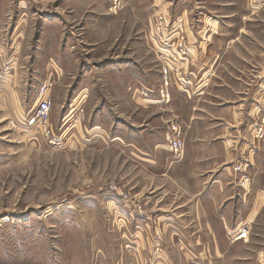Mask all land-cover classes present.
Instances as JSON below:
<instances>
[{
	"label": "rangeland",
	"instance_id": "1",
	"mask_svg": "<svg viewBox=\"0 0 264 264\" xmlns=\"http://www.w3.org/2000/svg\"><path fill=\"white\" fill-rule=\"evenodd\" d=\"M9 1L0 0L2 34ZM62 1L49 0L42 6L39 0H31L29 11L42 8L43 15L56 21V7ZM94 1L95 6L84 8L81 16V22L88 17L91 21L84 33L81 22L77 25L70 19L64 27L67 37L56 41L48 31L52 49L72 50L71 55L57 56L64 63L58 77L48 71L40 82L26 70L0 86V264H138L132 255L125 259V244L135 236L143 240L144 230L136 232L135 220L140 217L133 213L131 217L129 211L127 215L110 185L128 192L132 203L141 207L144 220H138L139 224L153 218L149 204L142 206L130 189L142 174L137 175L136 162L127 158L121 146L135 138L140 109L131 99L137 95L133 88L158 89L162 82L160 54L150 37L161 21L165 25L164 19L170 20L167 31L185 34L188 49L195 45L196 33H215L196 41L229 48L220 56V80L235 87L242 80L259 81L260 70L250 67L264 56V0H158L156 6L153 0H123L116 12L109 11V0ZM66 6L64 14L70 15ZM0 51L9 57L6 38L0 42ZM176 51L172 43L170 52ZM126 62L141 69L123 71ZM226 62L239 70L225 66ZM193 72L189 80L199 94L208 74L197 68ZM123 74L125 86L120 79ZM137 76L144 81L135 80ZM216 76L212 71L207 79L214 82ZM44 80L52 83L49 120L41 129L26 128L20 122L34 110ZM171 88L181 90L175 84ZM258 94L262 97L263 92ZM20 107L28 110L22 118L16 114ZM143 113L147 119L152 116V110ZM92 125L99 127L96 133L86 130ZM165 130L155 134L154 140L143 141L159 140L162 133L165 139ZM151 233L160 240L157 230H146L150 237ZM248 234L247 230L245 238ZM254 236L261 241L258 248L264 247V230ZM155 250L143 253L140 264H154Z\"/></svg>",
	"mask_w": 264,
	"mask_h": 264
},
{
	"label": "crops",
	"instance_id": "2",
	"mask_svg": "<svg viewBox=\"0 0 264 264\" xmlns=\"http://www.w3.org/2000/svg\"><path fill=\"white\" fill-rule=\"evenodd\" d=\"M30 1H9L6 33L0 32V42L7 39L12 64L8 80L11 78V81L26 70L33 72L40 82L48 71L54 78L58 77L64 63L57 56L71 55L72 50L64 52L56 46L52 49L47 41L48 31H52V39L56 41L67 37L65 23L70 19V22L80 24L84 8L95 6L94 0H64L56 7V21L53 17L51 21L43 15L42 8L29 11ZM48 1L39 0V4L44 6ZM152 2L155 6L158 4V0ZM65 6L69 9L67 13L71 12L66 20ZM91 16H95L94 12ZM89 23V17L81 22V33ZM213 35L215 33L208 35L204 31L196 33L195 45H190L182 64L188 78L195 76L196 68L199 72L205 71L207 78L210 72L217 73L214 82L211 77L206 78L205 89L199 94L193 92L192 81H189L184 90L171 88L168 103L159 100L156 88L150 89V98L130 97L139 106V119H136L134 141H123L121 151L136 162L137 175L142 174L136 176L130 189L135 199L143 202L142 206L149 204L153 218L147 217L141 224L135 220L136 232L144 230V237L139 240L135 236L131 243L126 241V260L134 256L140 264L143 253L149 255L158 248L153 256L159 257L154 261L156 264H264V247L258 248L257 243L261 241L254 236L255 232L264 230V136L256 138L255 135L259 127L264 130V79L261 80L264 56L259 64L250 67L257 66L260 70L259 81L256 78L242 80L236 82L238 87L225 83L220 80V56L227 54L229 48L211 43V46H202L196 41L205 37L210 39ZM187 38L192 41L190 32ZM225 66L239 70L232 62H226ZM123 69L128 72L141 68H133V63L126 62ZM88 71L91 75L92 71ZM120 79L125 86V75ZM135 80L144 81L142 76ZM92 83L96 85V81ZM228 88L231 92H227ZM261 92L262 97L258 94ZM256 105L258 109H255ZM145 110H152L148 119L143 113ZM26 112L28 110L20 107L17 117L22 118ZM172 122L184 125L181 127L184 156L179 161L172 160L163 138L164 128L168 129ZM98 129L96 125L86 128L88 133H96ZM161 129V139L148 144L143 141V138L154 140ZM238 158L247 159L249 164L241 173L233 170ZM243 175L246 178L241 182ZM124 208L132 217L131 208ZM243 225L249 231L248 237L232 240L230 234ZM153 228L160 233V240L153 233L151 237L146 234L147 229L152 231Z\"/></svg>",
	"mask_w": 264,
	"mask_h": 264
},
{
	"label": "built area",
	"instance_id": "3",
	"mask_svg": "<svg viewBox=\"0 0 264 264\" xmlns=\"http://www.w3.org/2000/svg\"><path fill=\"white\" fill-rule=\"evenodd\" d=\"M109 10L112 12L118 11L123 6V0H109ZM162 19V18H161ZM165 25L160 22V25L151 31L150 37L152 43L156 47V51L160 54L159 60L162 64L161 74L162 82L157 89V94L159 100L164 103H168L171 99L170 88L172 84H175L181 90H184L189 84L188 72H185L182 64L187 58L188 44L186 36L183 32H176L170 29L167 31V27L170 20H165ZM174 43V48L178 51L170 52V47ZM11 74V60L10 58H5L3 53L0 51V86L5 83ZM51 88L52 83L49 80H44L37 90V100L35 108L27 116H25L20 122L26 128H39L41 129L48 120L51 113L52 100H51ZM151 90L146 87H135L133 88V93L140 95L144 98H150ZM182 128L172 122L166 131L165 141L167 148L171 154L173 161H179L184 156V140L182 134ZM256 138H263L264 130L259 127L255 133ZM247 159L238 158L233 164V170L236 172H243L248 167ZM241 182L246 178L242 176ZM110 191L114 194L125 206H129L132 210L133 215L137 214L140 218L138 220L142 222L144 220V212L141 210L139 205L132 203L131 196L128 192L117 188L115 185H110ZM245 233H247V228L245 225L239 227L236 231L230 234L232 240L245 238ZM155 258V257H154ZM158 260L159 257H156ZM155 259V260H156ZM156 264V262H154Z\"/></svg>",
	"mask_w": 264,
	"mask_h": 264
}]
</instances>
